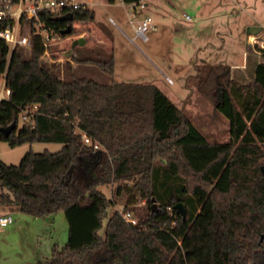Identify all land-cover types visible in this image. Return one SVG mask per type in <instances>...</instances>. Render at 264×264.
Instances as JSON below:
<instances>
[{
	"label": "trees",
	"instance_id": "trees-1",
	"mask_svg": "<svg viewBox=\"0 0 264 264\" xmlns=\"http://www.w3.org/2000/svg\"><path fill=\"white\" fill-rule=\"evenodd\" d=\"M92 19L80 7L71 20L43 21L64 37L66 25ZM30 40L28 55L22 47L9 54L0 40V80L10 90L0 127L15 121L0 140L61 148L29 150L17 165L0 159V208L49 222L63 213L65 245L36 264H193L198 228L212 233L206 244L220 247L225 264H264V48L255 44L262 59L249 83L232 79L229 66L198 69L196 89L228 121V139L211 142L155 84L75 76L69 62L62 78L43 61V35ZM96 65L113 76V59ZM110 185L111 196L102 189ZM118 202L135 224L110 210Z\"/></svg>",
	"mask_w": 264,
	"mask_h": 264
},
{
	"label": "rangeland",
	"instance_id": "rangeland-1",
	"mask_svg": "<svg viewBox=\"0 0 264 264\" xmlns=\"http://www.w3.org/2000/svg\"><path fill=\"white\" fill-rule=\"evenodd\" d=\"M86 2L93 19L74 21L73 31L50 40L43 61L55 66L62 78L67 77L65 68L69 62L75 76L105 83L112 80L153 83L209 141L228 139L227 119L196 89L195 77L198 69L204 72L208 66L221 64L229 66L230 77L237 82L252 80L254 65L262 55L257 45L246 44V29L251 23L261 21L263 30L257 39L264 40V0H146V7L136 9L121 0ZM183 12L191 16L190 21L183 17ZM147 16L157 30L147 32L144 37L136 34V26L138 20ZM77 38L83 41L73 45ZM22 50L29 54V47ZM110 58L114 61L112 77L96 65V61ZM2 83L0 80V88ZM22 123L20 116L18 128ZM60 148L59 143L37 141L11 147L0 140V159L17 165L29 150L55 152ZM113 187L102 189L111 196ZM122 206L118 202L110 210ZM223 231L222 237L226 228ZM197 234L199 256L193 264H225V253L220 247L209 250L206 244V240L213 238L212 233L198 228Z\"/></svg>",
	"mask_w": 264,
	"mask_h": 264
},
{
	"label": "built area",
	"instance_id": "built-area-1",
	"mask_svg": "<svg viewBox=\"0 0 264 264\" xmlns=\"http://www.w3.org/2000/svg\"><path fill=\"white\" fill-rule=\"evenodd\" d=\"M87 0H0V40H3L9 46V54L17 47H30L31 35H43L45 45L48 46L50 40L58 38L55 34L53 37L49 32V26H46L43 19L45 16H53L57 19H63L65 15L72 14L76 9L86 8ZM134 9L143 8V0L138 3L129 4ZM183 17L190 21L191 16L182 13ZM157 26L153 24L151 17L147 16L137 21L136 34L146 37L149 31H156ZM250 44H257L264 48V40H258L257 36H249ZM47 50V49H46ZM46 52V51H45ZM10 90L4 82L0 88V99L6 98ZM25 118V116H23ZM84 141L89 143L90 137L83 134ZM97 147V144H94ZM123 219L129 224H135L136 218L127 210L117 209ZM14 216L11 212L0 215V227L12 223Z\"/></svg>",
	"mask_w": 264,
	"mask_h": 264
},
{
	"label": "crops",
	"instance_id": "crops-1",
	"mask_svg": "<svg viewBox=\"0 0 264 264\" xmlns=\"http://www.w3.org/2000/svg\"><path fill=\"white\" fill-rule=\"evenodd\" d=\"M143 1L146 7L147 2ZM251 25L262 23L255 21ZM259 34L254 36L259 37ZM249 36L246 33V44H250ZM7 212L10 211L0 208V215ZM11 213L14 216L13 222L0 227V264H36L38 259L48 257L54 247L60 249L65 245L68 225L62 212L57 213L51 222L42 217ZM65 232L66 236H63Z\"/></svg>",
	"mask_w": 264,
	"mask_h": 264
},
{
	"label": "water",
	"instance_id": "water-1",
	"mask_svg": "<svg viewBox=\"0 0 264 264\" xmlns=\"http://www.w3.org/2000/svg\"><path fill=\"white\" fill-rule=\"evenodd\" d=\"M63 19L71 20L72 19V14L65 15ZM71 30H72V26L68 24L64 28H62V29L59 30V34L65 35V34L70 33ZM262 30H263V26H261V25H250V26L247 27L246 33L248 35H257ZM82 41H83L82 38H77V39H75L73 41V45H76V44H78V43H80ZM14 127H15V121H13L10 125H8L6 127H0V131L3 132V134L5 136H7L12 131V129ZM152 207L155 208V204L154 203H153ZM174 209L176 210L177 213L181 214L182 217L185 216V213H186L185 205L182 202H177L174 205Z\"/></svg>",
	"mask_w": 264,
	"mask_h": 264
}]
</instances>
